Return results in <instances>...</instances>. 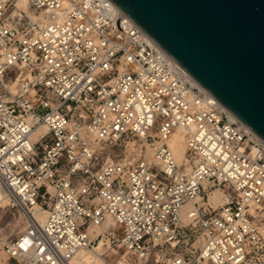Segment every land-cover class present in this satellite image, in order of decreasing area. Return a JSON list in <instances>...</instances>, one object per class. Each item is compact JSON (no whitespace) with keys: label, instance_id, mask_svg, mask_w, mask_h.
<instances>
[{"label":"built area","instance_id":"obj_1","mask_svg":"<svg viewBox=\"0 0 264 264\" xmlns=\"http://www.w3.org/2000/svg\"><path fill=\"white\" fill-rule=\"evenodd\" d=\"M0 186L10 264H264V139L111 0H0Z\"/></svg>","mask_w":264,"mask_h":264},{"label":"water","instance_id":"obj_2","mask_svg":"<svg viewBox=\"0 0 264 264\" xmlns=\"http://www.w3.org/2000/svg\"><path fill=\"white\" fill-rule=\"evenodd\" d=\"M264 139V0H111Z\"/></svg>","mask_w":264,"mask_h":264},{"label":"rangeland","instance_id":"obj_3","mask_svg":"<svg viewBox=\"0 0 264 264\" xmlns=\"http://www.w3.org/2000/svg\"><path fill=\"white\" fill-rule=\"evenodd\" d=\"M101 144L104 145V151L102 152L104 156L109 151L114 152V153H119L121 151L120 149H122L121 146H118V147L116 145L107 146L104 142H101ZM178 154L179 152H177V155ZM127 155L129 158H134L136 156V152L129 151L127 152ZM213 190H215L214 194L220 191V189H213ZM210 199H211V196H210ZM212 201L215 202V200L213 199ZM262 226H263L262 231L264 234V224ZM23 227H24V220L22 216L18 214V212L14 208L8 205V202L6 198L4 197V193L2 189H0V264H10V260L7 258V256L5 255L3 251V248H2L3 244L10 238L14 237L18 233V231L23 229ZM170 253H171L170 250L167 249L159 255V259L157 261H155L154 258H152V259H149L146 264H162L164 259L168 257ZM95 259H96V256H95ZM116 259H117V256L112 255L111 264H118L116 262ZM86 261L87 263H85ZM86 261H84L83 264H92V260L90 261L86 260ZM131 264H143V263L132 262Z\"/></svg>","mask_w":264,"mask_h":264},{"label":"bare ground","instance_id":"obj_4","mask_svg":"<svg viewBox=\"0 0 264 264\" xmlns=\"http://www.w3.org/2000/svg\"><path fill=\"white\" fill-rule=\"evenodd\" d=\"M169 144L173 150V153H174V156L176 158L177 161L179 162H182L186 160V156H185V142H184V139H183V133H182V129L181 128H177L176 131L173 133L172 137L170 138L169 140ZM177 152H179V154L177 155ZM146 156L148 158H151L152 157V150L151 148H148L146 150ZM0 189L1 186H0ZM3 191V190H2ZM214 191H211V200H215V204H219V203H222L224 200H225V197H224V193L220 190L219 192L215 193L214 194ZM4 193V192H3ZM4 197L6 198L7 202H8V198L7 196L5 195L4 193ZM218 197V198H216ZM217 199V200H216ZM214 204V205H215ZM35 208H37V206H35ZM35 213H38L37 210H34ZM39 214L41 215V217H43V212H39ZM263 227V226H262ZM95 250H98V251H92V250H89V249H85V250H81L79 252V258H77V260H74V262L78 263V264H83L84 261L86 260H92V264H103V258L101 256V253H102V250L100 249V247H97L95 248ZM95 256H96V259H95ZM87 263V261L85 262ZM127 264H130V263H127Z\"/></svg>","mask_w":264,"mask_h":264}]
</instances>
